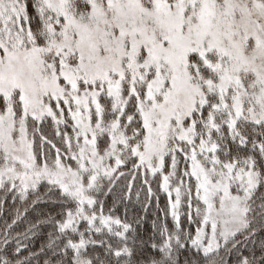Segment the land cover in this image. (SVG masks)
Segmentation results:
<instances>
[{
    "label": "snow or ice",
    "instance_id": "snow-or-ice-1",
    "mask_svg": "<svg viewBox=\"0 0 264 264\" xmlns=\"http://www.w3.org/2000/svg\"><path fill=\"white\" fill-rule=\"evenodd\" d=\"M0 264H264V0H0Z\"/></svg>",
    "mask_w": 264,
    "mask_h": 264
},
{
    "label": "trees",
    "instance_id": "trees-1",
    "mask_svg": "<svg viewBox=\"0 0 264 264\" xmlns=\"http://www.w3.org/2000/svg\"><path fill=\"white\" fill-rule=\"evenodd\" d=\"M162 203H163V198H162Z\"/></svg>",
    "mask_w": 264,
    "mask_h": 264
}]
</instances>
